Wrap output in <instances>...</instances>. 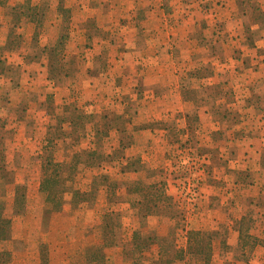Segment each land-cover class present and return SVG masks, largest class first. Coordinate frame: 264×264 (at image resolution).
Instances as JSON below:
<instances>
[{
    "label": "rangeland",
    "instance_id": "374dc122",
    "mask_svg": "<svg viewBox=\"0 0 264 264\" xmlns=\"http://www.w3.org/2000/svg\"><path fill=\"white\" fill-rule=\"evenodd\" d=\"M127 3L0 0V212L11 218L0 264H264V190L240 167L242 145L221 136L232 114L211 124L202 113L177 137L149 120L137 86L114 89ZM252 103L262 113L264 95ZM193 232L200 258L187 253Z\"/></svg>",
    "mask_w": 264,
    "mask_h": 264
},
{
    "label": "crops",
    "instance_id": "0c3cea01",
    "mask_svg": "<svg viewBox=\"0 0 264 264\" xmlns=\"http://www.w3.org/2000/svg\"><path fill=\"white\" fill-rule=\"evenodd\" d=\"M127 2L129 14L118 40L122 48L113 55L118 65L112 67L117 81L127 78V84L115 82L114 89L121 96L137 86V91L143 92L138 101L146 103L144 112L152 115L149 120L163 121L168 132L174 123L177 137L184 136L185 124L200 122L203 114L211 124H228L217 115L218 110L236 111L235 125L224 127L221 136L229 139L227 145L235 142L237 150L242 145L238 154L246 160L240 167L250 174L258 195H263L264 110L254 113L252 98L264 95L260 73L264 64V0ZM231 47L238 49L241 63L230 54ZM224 69L230 73L226 82L218 78V71ZM174 111L180 113L172 121ZM250 122L260 125L253 130L246 126Z\"/></svg>",
    "mask_w": 264,
    "mask_h": 264
},
{
    "label": "trees",
    "instance_id": "16d2710c",
    "mask_svg": "<svg viewBox=\"0 0 264 264\" xmlns=\"http://www.w3.org/2000/svg\"><path fill=\"white\" fill-rule=\"evenodd\" d=\"M64 40H63V36H60V38L58 39V41L56 42V44L52 47V48H50L49 49V51L47 52V54H48V58L51 56L50 54H52V50L54 49V48H56V47H58V46H60L61 44H62V42H63ZM48 61H50V63L48 62V66H49V68L51 69L52 68V62H51V59H48ZM73 110L74 111H76L75 110V108H73ZM224 114H232V117H234V119H235V117H236V111H234V110H228V111H226ZM84 117H86V115L84 116ZM73 119V118H72ZM72 119H69L68 121H69V124L71 125L72 123H73V120ZM129 162V161H128ZM128 162H126V164H129ZM127 166H129V165H126V166H124V167H127ZM41 184H42V186H41ZM40 189L42 188V190H44V191H47V188L45 187V186H43V183L40 181ZM1 202H0V206H1ZM2 207V206H1ZM10 223H11V218L8 216H4L1 212H0V240H7V238H9V236H10ZM195 233H196V235L197 234H199V233H197V232H193V233H191L190 234V236H189V240H188V244H189V246H188V248H187V253L188 254H191L192 256H196V257H202L201 255H200V251H201V249H202V247H200L199 245H201L202 246V244H200V238L199 237H197L196 235H195ZM208 240H207V243H206V246H207V249H210V247H208V244H209V238H207ZM199 244V245H198ZM177 252H180V253H182V251L181 250H176ZM9 255V252L7 251V250H2V251H0V256L2 257V256H5V257H7ZM3 261V260H2Z\"/></svg>",
    "mask_w": 264,
    "mask_h": 264
}]
</instances>
